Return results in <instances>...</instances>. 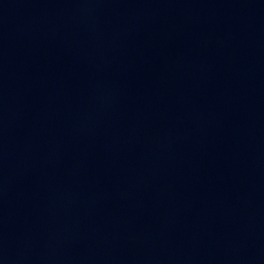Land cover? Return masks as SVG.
I'll use <instances>...</instances> for the list:
<instances>
[{"label": "water", "instance_id": "95a60500", "mask_svg": "<svg viewBox=\"0 0 264 264\" xmlns=\"http://www.w3.org/2000/svg\"><path fill=\"white\" fill-rule=\"evenodd\" d=\"M0 264H264V0H0Z\"/></svg>", "mask_w": 264, "mask_h": 264}]
</instances>
